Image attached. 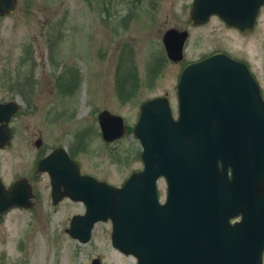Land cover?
I'll use <instances>...</instances> for the list:
<instances>
[{"label":"rangeland","instance_id":"rangeland-1","mask_svg":"<svg viewBox=\"0 0 264 264\" xmlns=\"http://www.w3.org/2000/svg\"><path fill=\"white\" fill-rule=\"evenodd\" d=\"M191 1L17 0L13 14L0 16V102L19 105L9 124L11 145L0 151V177L6 186L26 178L34 195L29 208L0 216V264H137L112 247L110 221L97 223L87 243L70 237V219L85 207L52 205L49 179L35 178V163L63 147L83 172L119 186L142 168L141 146L129 130L140 105L166 96L176 117L184 62L225 51L248 64L264 98V7L254 29L240 34L216 17L192 25ZM172 27L189 32L180 62L163 49ZM105 110L124 118L121 140H102L98 115Z\"/></svg>","mask_w":264,"mask_h":264},{"label":"water","instance_id":"water-1","mask_svg":"<svg viewBox=\"0 0 264 264\" xmlns=\"http://www.w3.org/2000/svg\"><path fill=\"white\" fill-rule=\"evenodd\" d=\"M263 4L195 0L192 22L204 23L215 14L247 31ZM15 5L16 0H0V15L12 14ZM187 36L176 29L165 32L171 60L181 59ZM177 99L176 120L166 98L141 105L133 133L143 148V170L132 172L121 188L80 177L76 164L77 175L72 182L63 179V192L60 179L71 178L59 171L69 166L66 152L57 148L39 162L50 175L53 204L64 196L85 203V215L75 216L67 232L84 243L96 222L110 219L113 247L135 256L137 264H262L264 101L258 84L244 63L216 53L183 68ZM17 111L15 102L0 103L1 149L9 146L8 123ZM98 122L106 142L126 132L122 117L106 110ZM160 176L168 183L163 204L156 193ZM30 198L22 180L8 189L0 180V214L14 206L29 208ZM235 217L241 219L231 225Z\"/></svg>","mask_w":264,"mask_h":264},{"label":"flooded vegetation","instance_id":"flooded-vegetation-1","mask_svg":"<svg viewBox=\"0 0 264 264\" xmlns=\"http://www.w3.org/2000/svg\"><path fill=\"white\" fill-rule=\"evenodd\" d=\"M190 7H191V4L189 5V22H190ZM198 27V26H197ZM235 31H237L238 33H240V34H243L240 30H238V29H234ZM212 53L213 52H215L214 50H212L211 51ZM72 160H75V159H72ZM77 161V160H76ZM78 162V164H79V170H80V174H82V175H87L88 176V173H85V172H83V170H82V164H81V162L80 161H77ZM35 178L37 177H39V176H44L45 175V173H39L38 171H37V162H36V165H35ZM29 182V181H28ZM163 184H164V182H163ZM49 187H50V184H49ZM61 188L63 189V185L61 186ZM33 190V189H32ZM159 190L161 191V189H160V185H159ZM163 191L164 192H166V187L164 186V189H163ZM49 195H51V190H49ZM34 196V195H33ZM65 200H69V199H64L63 201H65ZM70 201V200H69ZM61 203V202H60Z\"/></svg>","mask_w":264,"mask_h":264}]
</instances>
